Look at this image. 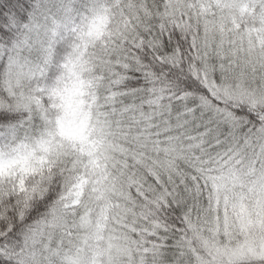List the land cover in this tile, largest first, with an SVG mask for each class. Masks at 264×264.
<instances>
[{"label":"snow or ice","instance_id":"snow-or-ice-1","mask_svg":"<svg viewBox=\"0 0 264 264\" xmlns=\"http://www.w3.org/2000/svg\"><path fill=\"white\" fill-rule=\"evenodd\" d=\"M0 264H264V0H0Z\"/></svg>","mask_w":264,"mask_h":264}]
</instances>
